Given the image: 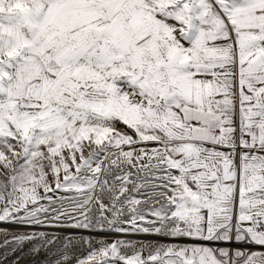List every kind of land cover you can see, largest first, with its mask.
Segmentation results:
<instances>
[{"label": "snow or ice", "instance_id": "1", "mask_svg": "<svg viewBox=\"0 0 264 264\" xmlns=\"http://www.w3.org/2000/svg\"><path fill=\"white\" fill-rule=\"evenodd\" d=\"M0 224L56 229L0 264H264V0H0Z\"/></svg>", "mask_w": 264, "mask_h": 264}, {"label": "rangeland", "instance_id": "2", "mask_svg": "<svg viewBox=\"0 0 264 264\" xmlns=\"http://www.w3.org/2000/svg\"><path fill=\"white\" fill-rule=\"evenodd\" d=\"M0 227H8L10 231H17V232L32 231V230H42V231H50V232L56 231V229H53V228L32 229V228H25V227H13L11 225H3V224H0ZM75 231H78V230L68 229V230H65V234L75 232ZM129 236H131V238H133V239H160L161 242H163V243H180V244L198 243L197 241H192V240H189L187 238L171 239V238H158V237H144L142 235H133V234H119V238H122V239L129 238ZM112 238L114 239L116 237H112ZM2 240H3V237H0V242H2ZM204 243H207V242H204ZM219 246L225 247L227 245L220 244ZM4 251H5V249L0 247V254H3ZM71 251H74V255H73V264H74L76 257L83 258L86 255L88 249L86 247L81 246V247H78V248L71 250ZM129 254H130V252H129ZM17 255H19V253H11L10 252L8 255V260H10V261L14 260ZM56 258H57V256H53V255L49 254V259H56ZM35 261H40V264H46V262L44 260V254L43 253L37 254V255H32L26 248L25 254H24L23 258L20 259L19 264H34Z\"/></svg>", "mask_w": 264, "mask_h": 264}, {"label": "bare ground", "instance_id": "3", "mask_svg": "<svg viewBox=\"0 0 264 264\" xmlns=\"http://www.w3.org/2000/svg\"><path fill=\"white\" fill-rule=\"evenodd\" d=\"M234 247H235V245H234Z\"/></svg>", "mask_w": 264, "mask_h": 264}]
</instances>
